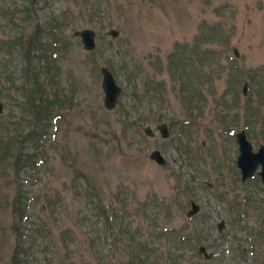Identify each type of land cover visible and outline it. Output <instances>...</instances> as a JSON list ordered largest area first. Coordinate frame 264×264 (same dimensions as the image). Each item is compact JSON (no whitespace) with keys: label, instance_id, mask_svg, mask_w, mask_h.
<instances>
[{"label":"rangeland","instance_id":"obj_1","mask_svg":"<svg viewBox=\"0 0 264 264\" xmlns=\"http://www.w3.org/2000/svg\"><path fill=\"white\" fill-rule=\"evenodd\" d=\"M52 20L65 49L46 52L45 82L62 102L35 123L6 89L22 79L12 40ZM100 66L120 87L110 110ZM239 130L264 145V0H0V264H264L263 191L256 175L240 181Z\"/></svg>","mask_w":264,"mask_h":264},{"label":"trees","instance_id":"obj_2","mask_svg":"<svg viewBox=\"0 0 264 264\" xmlns=\"http://www.w3.org/2000/svg\"><path fill=\"white\" fill-rule=\"evenodd\" d=\"M30 1L32 2L33 0ZM34 25V30L25 38L17 36L12 40V43L15 45L17 54L22 61V67L20 69L22 79L19 84L8 86V88L6 89H13L17 93H19L20 99L17 100V103L20 114L21 111L26 110V113L31 117V119L35 123H38L41 120L46 121L52 119L51 114L53 112V108H58L60 107L59 105H61V95L58 92L55 81L52 80V84H48L47 82H45L46 79L50 80V76L47 73L48 70H50V67L52 66L54 60L52 58H49V55H46V52H49L50 54L53 53L55 55L57 51H64L65 42L62 38L63 35L61 32L63 24H61L57 20H52L51 23H49V25H46L45 27L38 26L37 24ZM42 35L44 36V41L41 40ZM34 50L36 54L33 53ZM40 56H45L46 59H49V61H46V64L44 66H42V61L44 60V58ZM35 59L38 62H41L38 69H36L32 64ZM173 66L174 67L172 68H176V66L178 68L177 64ZM180 71L181 73L185 72L184 67L181 68ZM189 77L190 76H188L185 72L184 79L186 81H189ZM47 87L50 88L47 89ZM42 136L43 133H41V129H39L38 132L31 129L30 137L34 144V149L32 152L38 149L37 154L39 153L40 149L42 148ZM2 148L4 149V151L6 149L7 153L9 152L8 145L6 148L5 146H3ZM32 152L29 154H22L21 158L14 154L12 156V166H14L15 168L19 167L20 164H31L32 156H34V153ZM18 206L19 203L16 207L18 208ZM20 213L21 212H19V214ZM138 251L141 252L145 258H147V256L145 255L147 254L145 252V247L139 245ZM136 261L141 263V260H138V258H136Z\"/></svg>","mask_w":264,"mask_h":264},{"label":"water","instance_id":"obj_3","mask_svg":"<svg viewBox=\"0 0 264 264\" xmlns=\"http://www.w3.org/2000/svg\"><path fill=\"white\" fill-rule=\"evenodd\" d=\"M72 34L79 38L81 42L82 49L85 51H91L95 48V32L90 28H82L78 30H73ZM105 34L110 35L111 37L117 36V30L110 28L106 30ZM234 55H236L235 49L232 50ZM100 74V89L102 91V106L106 110L112 109L117 101V98L120 93V87L114 82L113 76L110 70L104 66L99 67ZM246 83L242 85V94H245ZM155 129L160 138H167L169 136V131L167 124L161 122L155 126ZM142 133L147 137H152L154 131L150 126H144L142 128ZM235 142L237 144V155L235 158V166L239 170L240 181H243L245 178L252 177L256 175L259 177L261 182L263 199H264V145L259 144L256 150H252L250 142L247 140L246 135L243 130H239L234 134ZM148 158L155 162L157 165H163L165 159L160 154L157 149H153L149 152ZM257 166L259 169L257 170ZM198 210V205L193 201H189V209L185 212L186 216H191ZM261 220L264 222V207L261 214ZM222 221L217 223L216 228L220 230L222 227ZM197 253L201 254L203 258H209L211 254L205 252V249L202 245L198 246Z\"/></svg>","mask_w":264,"mask_h":264}]
</instances>
